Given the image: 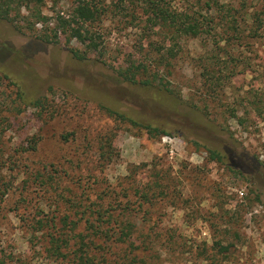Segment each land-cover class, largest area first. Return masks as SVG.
Returning a JSON list of instances; mask_svg holds the SVG:
<instances>
[{
	"label": "rangeland",
	"instance_id": "1",
	"mask_svg": "<svg viewBox=\"0 0 264 264\" xmlns=\"http://www.w3.org/2000/svg\"><path fill=\"white\" fill-rule=\"evenodd\" d=\"M133 1L97 26L105 62L96 52L73 57L68 46L82 43L66 34L46 43L0 20V264H72L51 255L36 220L53 218L57 232L72 236L98 210L123 214L139 248L121 258L111 248L100 264H264V113L251 103L264 100V0H219L252 19L238 14L236 29L220 24L179 46L145 33ZM72 4L45 0L42 12L53 23ZM207 15L209 26L221 22L214 10ZM132 60L148 67L138 78L150 85L118 74ZM208 148L224 161L209 160ZM65 215L77 220L74 233Z\"/></svg>",
	"mask_w": 264,
	"mask_h": 264
},
{
	"label": "trees",
	"instance_id": "2",
	"mask_svg": "<svg viewBox=\"0 0 264 264\" xmlns=\"http://www.w3.org/2000/svg\"><path fill=\"white\" fill-rule=\"evenodd\" d=\"M116 1L118 2L114 3L113 7H110L107 4V0H72L73 7L70 16L64 18L58 15L55 22L52 23L51 18L45 16L42 12L45 0H0V20L12 22L16 29L20 31L37 32V37L46 43H58V33L66 34L68 42L74 39L82 43V48L68 46L73 57L78 60H84L88 58L89 53L96 52L98 59L105 62L103 58H99L103 57L104 51L101 33L97 30L98 24L102 22L103 16L107 14L116 16L122 10L135 4L133 0ZM138 2L144 11V19L142 20L144 21V32L161 36L167 34L169 39L173 40L177 46H179L178 41L181 39L194 38L202 33H208L220 24L227 23L232 29H236L238 14L243 17H241L243 20L252 19L247 18L250 17V14L247 11H243L244 6L239 9L227 7V5L222 6L219 4V0H195L194 2L198 6H195L194 3L192 6L186 5L183 7L174 6L168 0H138ZM210 10L216 12V18H220V23L216 22L215 25L209 26L214 21V16L207 15ZM202 11H205L206 14H203ZM130 16H133V18H130V23H133L137 19L134 16V12H131ZM37 24L40 25V29L36 28ZM147 71V66L141 62L135 64L134 60L125 68L120 66L117 68L118 74L124 80L142 85H150L152 83L148 77L144 80L138 78L139 75H144ZM157 76L158 73H154L152 78L156 80ZM158 83L161 84L162 82L159 81ZM251 103L254 106V110L259 114L264 113V100L259 95L253 98ZM40 104V100L34 102L35 106ZM105 110L121 121H127L134 126L142 125L149 134H153V132L163 133L157 128L143 125L112 108L106 107ZM232 115H234L239 124L243 123L242 116H238L235 111ZM207 152L209 160L224 161V154L218 150L208 148ZM259 163L264 167V159L260 160ZM229 169L238 173L237 170L231 167ZM259 197V194H256V199H259ZM94 213L96 216L93 220L86 219L87 222L84 229L86 232H77L72 235L73 237L69 236V234L64 236L57 232V222L53 221V218L37 219V225L33 230L39 231L46 227L47 238L45 237V239L48 251L54 257H62L64 259L72 257V264H100V262L96 261L97 257L106 259L107 255L111 253L109 252L111 248L117 249V251L111 253L116 258H121L125 254L131 255L135 253L134 255H136L139 248L133 245L130 240L131 234L135 232V226L129 220H126L123 214H113L105 210L102 212L98 210ZM68 218V215L63 216L61 222L63 226H68L71 223V232L74 233L77 220H68ZM109 240H111V245H108L107 241ZM128 241L129 245H126V247H130L132 250L126 252V248H123V245ZM218 245L221 251H227L229 248L227 244L218 243ZM131 261H134V259Z\"/></svg>",
	"mask_w": 264,
	"mask_h": 264
}]
</instances>
